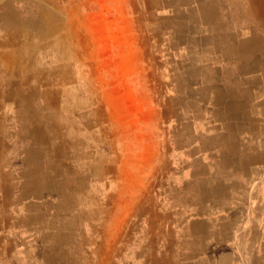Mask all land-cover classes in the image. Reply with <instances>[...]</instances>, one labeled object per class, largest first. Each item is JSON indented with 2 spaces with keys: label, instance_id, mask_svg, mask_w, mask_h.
<instances>
[{
  "label": "rangeland",
  "instance_id": "rangeland-1",
  "mask_svg": "<svg viewBox=\"0 0 264 264\" xmlns=\"http://www.w3.org/2000/svg\"><path fill=\"white\" fill-rule=\"evenodd\" d=\"M175 2L0 0V264H208L203 239L228 240L192 232L230 207L205 152L225 130L173 103Z\"/></svg>",
  "mask_w": 264,
  "mask_h": 264
},
{
  "label": "crops",
  "instance_id": "crops-1",
  "mask_svg": "<svg viewBox=\"0 0 264 264\" xmlns=\"http://www.w3.org/2000/svg\"><path fill=\"white\" fill-rule=\"evenodd\" d=\"M158 10L162 57L170 59V73L186 75L173 81V103L194 107L192 122L223 123L225 130L212 136L214 144H207L205 152L223 155L217 167L229 187L230 207L222 221H210L206 214L192 232L202 227L209 234L225 233L228 240L203 239L201 259L264 264V3L252 19L246 4L231 0H176ZM54 228L61 233L62 227ZM238 233L245 241H238ZM237 250L246 253L241 260ZM214 256L218 263H211Z\"/></svg>",
  "mask_w": 264,
  "mask_h": 264
},
{
  "label": "bare ground",
  "instance_id": "bare-ground-1",
  "mask_svg": "<svg viewBox=\"0 0 264 264\" xmlns=\"http://www.w3.org/2000/svg\"><path fill=\"white\" fill-rule=\"evenodd\" d=\"M17 21H18V19H17Z\"/></svg>",
  "mask_w": 264,
  "mask_h": 264
}]
</instances>
